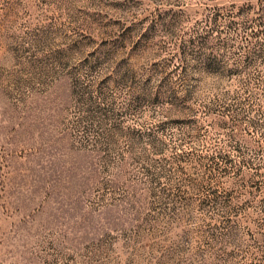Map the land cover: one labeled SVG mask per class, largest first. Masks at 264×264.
Listing matches in <instances>:
<instances>
[{"label": "rangeland", "instance_id": "rangeland-1", "mask_svg": "<svg viewBox=\"0 0 264 264\" xmlns=\"http://www.w3.org/2000/svg\"><path fill=\"white\" fill-rule=\"evenodd\" d=\"M0 264H264V0H0Z\"/></svg>", "mask_w": 264, "mask_h": 264}]
</instances>
